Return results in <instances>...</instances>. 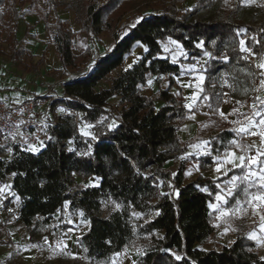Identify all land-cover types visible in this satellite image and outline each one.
Segmentation results:
<instances>
[{
    "label": "trees",
    "instance_id": "16d2710c",
    "mask_svg": "<svg viewBox=\"0 0 264 264\" xmlns=\"http://www.w3.org/2000/svg\"><path fill=\"white\" fill-rule=\"evenodd\" d=\"M183 1L78 0V32L91 44L104 31L113 38L109 49L95 54L88 44L74 52L72 34L57 15L60 4L55 0H43L45 7L39 0H0V55L18 69L36 71L43 62L41 55L32 63L33 55L17 38V22L26 14L43 21L62 71L85 60L84 69L68 74L60 93L51 95L50 106L60 105L63 111L58 122L46 129L43 147L34 153L14 144L10 157L0 158V184L11 178L10 190L19 200L18 219L29 236L55 213L60 217L68 202L67 210L88 222L77 238L87 264H111L114 254L131 246L140 249L132 264H264L255 241L243 232L220 248L203 247L216 229L215 212L209 205L220 191L217 184L241 176L244 170L235 168L216 179L198 176L185 182V160L175 173L164 167L196 139L184 142L178 129L197 109L186 107L176 80L183 68L163 49L167 39L178 42L187 63L208 54L199 100L207 104L208 117H217L226 100L221 75L232 84L252 86L261 71L242 50L241 41L255 58L264 57V7L253 6L244 17L240 0H194L191 8L182 10ZM29 28L27 24L24 36ZM136 46L144 48L142 56L111 77ZM149 78L157 85L153 96L141 91ZM101 81L108 85L97 88ZM173 86L178 92L171 90ZM114 97L117 100L111 103ZM79 122L90 125L88 138L79 134ZM113 123L116 127L110 129ZM215 131L210 154L201 157L204 161L238 143L249 146L234 129ZM76 177H93L96 183L74 189ZM166 182L172 184L169 193L163 188ZM245 186L237 183L226 207L231 209L238 198H246ZM106 203L118 207L104 215ZM134 212L142 217L136 219Z\"/></svg>",
    "mask_w": 264,
    "mask_h": 264
},
{
    "label": "rangeland",
    "instance_id": "374dc122",
    "mask_svg": "<svg viewBox=\"0 0 264 264\" xmlns=\"http://www.w3.org/2000/svg\"><path fill=\"white\" fill-rule=\"evenodd\" d=\"M55 2L60 4L57 7V15L60 19L65 21V26L72 34V45L75 53H79L86 44L93 49L95 54L103 53L110 48L113 44V38L110 32L104 31L98 36V40L93 44L87 41L84 33L78 32L79 25L75 22V17L79 14L78 0H55ZM240 2L244 6V17H247V13L250 11L251 7H264V0H240ZM39 4L42 7H45V5H43V0H39ZM193 5L194 0H184L179 4V7H181L182 10H185L186 8H191ZM149 9L150 7L146 8V10ZM50 20L53 21L52 15ZM163 49H167L166 53L170 58L174 60L173 58L175 57V61H178L183 68V76L178 77L179 82L177 83L179 87L183 89L179 84L183 78L189 79L191 82L190 86L186 87L185 91L183 89L186 95V100L189 97L192 98L193 95L197 96L198 92H200L198 85L202 82L197 78L203 77V64L206 61L208 54H204L201 58L196 59L194 63H187L183 62L185 56L183 58L181 57L185 52L181 45L176 41L172 39L165 40L163 42ZM143 52L144 48L142 46H136L132 53L124 60L122 65L110 73V76L114 77L124 67L132 65L142 56ZM246 53L248 58L254 63L255 67L258 68L257 65L261 63V60L264 57L255 58V55L248 49ZM262 61L264 62V60ZM48 62L52 63L53 59L48 60ZM43 66L44 62L39 67L44 70L38 72V76L42 79L44 84L48 85V83L55 81L58 78H63L67 74L84 69L85 60L76 65V67H69L66 71H62L61 69H55L53 71L49 69L46 70ZM261 71L256 74L257 78L253 81L252 86L245 82L243 84H232L225 74L221 75L220 82L226 87V100L219 108V116L214 117L215 119H211L210 121L203 120L202 123L198 124L202 135H208L211 128L213 129L221 125L233 129L232 127L237 121L246 122V118H251L253 116L255 111L253 108L254 103L259 108L264 109V105H261L259 101L256 100L257 97L264 99V86L261 84V81H264V75H260ZM149 81H151V84L148 83ZM167 83V80H165L161 86L165 88ZM107 85V81H101L97 85V88L105 87ZM256 87H260V89H257ZM156 89L157 85L153 82V78H149L147 84L141 87L142 93L147 96H153ZM171 90L178 92V87L173 86ZM249 93H252L251 99H248ZM43 99L44 98H41V100ZM116 100L117 98L114 97L110 102L115 103ZM50 103L51 100H48L47 106L43 109L44 113L48 112ZM221 112L225 114L224 117H221ZM259 119V117H255L256 121H259ZM86 126L88 125L79 122L78 132L85 138H88L89 135L83 134V132L89 133V127ZM14 144L15 143L11 138L0 136V158H9L11 148ZM43 145L44 141H37L27 146L26 149L29 150L30 146H35L40 150ZM68 147L73 148L71 141H68ZM230 179L231 178L223 184L222 189L225 191L231 187L229 184ZM10 180L11 178L7 177L5 182L0 184V189H4V191L0 193V264H87L77 242V238L87 229L88 222L82 219L79 214L70 213L67 210L68 202H66L65 205L67 204V206L64 205L60 217L58 213H55L53 219L48 224L39 225L34 231V234L29 236L23 224L18 222L17 196H8L9 193H12L10 188L6 187L7 185H10ZM238 182L239 180L236 183ZM95 183L96 179L93 177L85 179L76 177L74 189H81ZM163 188L169 193L172 188L171 182H166ZM245 199L246 198H238L233 207L231 209L228 208L230 214L226 217L222 218L219 214H216L217 212L214 210V224L216 229L214 234L203 245V247L220 248L221 245L230 244L239 232L245 233L249 238V234L254 232L258 239L252 240L256 243V249L260 257H264V242L258 243L260 238H264V232H261L260 230V217L254 214L252 207L245 203ZM214 206L215 207L213 208L219 207L218 204H214ZM117 207L118 205L115 203H106L102 208V213L107 215ZM133 214L136 219L142 217L140 214L137 216V213L135 212ZM151 217L152 214H150L148 218ZM139 253L140 249L137 246L128 247L121 253L114 254L111 257V264H132Z\"/></svg>",
    "mask_w": 264,
    "mask_h": 264
},
{
    "label": "crops",
    "instance_id": "0c3cea01",
    "mask_svg": "<svg viewBox=\"0 0 264 264\" xmlns=\"http://www.w3.org/2000/svg\"><path fill=\"white\" fill-rule=\"evenodd\" d=\"M26 7L27 4L24 6V8ZM27 24L30 25V28L27 30L28 34L24 36L26 33ZM16 35L18 39H22L21 46L26 48L33 55V59L31 61L32 63L37 62L40 59V56L43 55V62H44L43 68H45L46 70L49 69L51 71L55 69L60 70V62L59 60L57 61L58 58L55 53L54 46L49 41L48 35L44 28V23L41 20L39 21L36 15L26 14L22 18H20L16 26ZM50 59H53L52 63L48 62V60ZM262 60H264V58ZM262 60L261 62H263ZM43 62L38 65L36 71L23 72L20 69H18L16 67V63H12L8 57H6L5 55H0V99L6 103H17L25 99L33 98L36 101L43 102V106H42V110H43L44 107L47 106L48 100L52 101L54 99V96L51 95H58L60 93L61 90L60 84L61 82L67 79V75H68L67 74L63 78H58L57 80L48 83V85L44 84L42 79H40V77L38 76V72H42L44 70L39 68L40 65L43 64ZM180 76L182 77L183 74ZM178 77L176 78L177 82H179ZM203 80H204V74H203ZM203 80L201 84L198 85L200 92H198L196 100H193L191 97H189L187 100L185 98L186 96L184 92L186 89L185 85H190L191 83L190 80L183 78L181 83H179L184 89V91L183 89H181L182 90L181 94L184 97V102L186 107L188 109H192L193 107H195L197 111L190 112L188 114L190 120L185 122L179 127L178 134L180 135L181 139L184 142H188L194 137L196 139L187 145L185 152L181 156H179L176 159H171L166 161L164 165L166 169H168L172 173H175L180 162L185 160L186 162L185 182L195 179L198 176L211 178V179H216L220 176H223L221 173H217L215 171V168L217 166L215 161L217 157L223 158L226 152L228 151L234 152L237 156L241 154L254 155L257 146H260L261 144V137L259 135H250L248 133H241L244 135L243 140L246 142V144L250 146L247 152H244L243 148L241 147L244 146V144L238 143L235 148L223 150L220 154L214 156L210 162L204 161L203 158H201L206 156L203 154L205 151H207L208 153L211 152L210 137L214 133H216L215 131L216 128L227 127L221 125L213 129L211 128V131L210 133H208V135H202L200 133L198 124L202 123L203 120L210 121L211 119H215L214 117H208L209 112H208L207 104L204 101L199 100V97L202 92ZM43 95L46 96L44 97ZM41 98L44 99L41 100ZM188 105H190V107H188ZM48 108H49L48 112L47 113L43 112V114L49 115L51 109L54 108H56V111L59 115L63 111L60 105L55 107L49 106ZM245 126H247V121L246 122L237 121L232 128L236 131V129ZM251 131L259 132L260 129L259 127H257L256 129H251ZM202 142H207V143L203 144ZM194 145H202V146L200 148H194L193 147ZM190 157H194V158L191 159ZM261 159H264V157H261ZM232 169L233 168L231 165L226 164L222 171H226L228 173ZM188 173L191 174L189 175ZM227 181L228 179L222 182L221 184H219L220 190L223 188V184H225ZM8 196H17V195L13 193H9ZM227 198L228 197L226 196L225 201H217L215 198L214 202L210 204V205L218 204L219 206L218 208L212 207L211 210L213 211L216 210L217 212L216 214H219L222 218L230 214L228 207L225 206ZM18 216H19V209L17 211V218ZM18 222L22 223L19 219Z\"/></svg>",
    "mask_w": 264,
    "mask_h": 264
},
{
    "label": "snow or ice",
    "instance_id": "6c2138e0",
    "mask_svg": "<svg viewBox=\"0 0 264 264\" xmlns=\"http://www.w3.org/2000/svg\"><path fill=\"white\" fill-rule=\"evenodd\" d=\"M139 21H137L138 23ZM174 43V42H173ZM241 47L242 50L247 51L246 48H244V41H241ZM167 51V49H165ZM175 61V57L173 58ZM131 67V65H129ZM259 69H261L260 75H264V62H261L257 65ZM200 81L203 80V77H198ZM151 84V81L148 82ZM262 86H264V81H261ZM190 85H185V87H189ZM193 100L197 99L196 95H193ZM207 99V97H205ZM257 101L261 105H264V99H261L260 97L256 98ZM190 107V105H188ZM253 108L255 109L253 116L251 118L247 119V126L240 127L236 129L238 133H248L250 135H259L261 137V144L260 146H257L256 152L254 155H244L241 154L237 156L234 152L228 151L226 152L225 156L223 158L217 157L216 159V168L215 171L217 173H221L222 175H227L226 171H222L224 169V166L231 165L233 169L240 168L244 170L243 175L237 176L233 175L229 181V184L231 185L230 188L225 191L224 189H221L220 192L216 194V200L217 201H225V197H231L233 196L234 190L237 188V181H242L245 183L244 187V195L246 197L245 203L252 207L253 212L255 215H258L260 217V230L261 232H264V159H261V157H264V109L259 108L255 103L253 104ZM221 117H224V113H220ZM255 117H259V121L257 122L255 120ZM90 127V125L86 126ZM115 123L109 125V128H115ZM259 127L260 131H251V129H256ZM84 135H89L87 132H83ZM93 139H96V137H92ZM203 144H206L207 142H202ZM233 145L237 144V141L233 140L231 141ZM202 145H194V148H200ZM244 150V152H247L249 150L250 146H241ZM29 150L32 152H36L39 149L35 146H30ZM71 150V149H70ZM89 153H84V155H88ZM204 155H209L207 151L203 153ZM190 155V154H189ZM258 166V167H257ZM189 175L191 173H188ZM13 175H16V173H13ZM6 187L10 188V185H7ZM217 188H220V185L217 184ZM255 188L256 191L250 192L249 189ZM206 190V189H205ZM4 189H0V193H2ZM223 193V194H221ZM239 203V202H238ZM67 206V204L65 205ZM210 207H215L214 205H209ZM227 214V213H224ZM137 216L139 213L136 214ZM251 239L257 240L256 234L250 233L249 234ZM259 242H264V238H260L258 240ZM177 260H180V256H176Z\"/></svg>",
    "mask_w": 264,
    "mask_h": 264
},
{
    "label": "built area",
    "instance_id": "2783aa9c",
    "mask_svg": "<svg viewBox=\"0 0 264 264\" xmlns=\"http://www.w3.org/2000/svg\"><path fill=\"white\" fill-rule=\"evenodd\" d=\"M251 98L252 93H249L248 99ZM42 106V101L33 98L12 104L0 99V136L9 137L24 148L37 141H45L48 138L46 129L58 122L59 114L54 108L45 115Z\"/></svg>",
    "mask_w": 264,
    "mask_h": 264
}]
</instances>
